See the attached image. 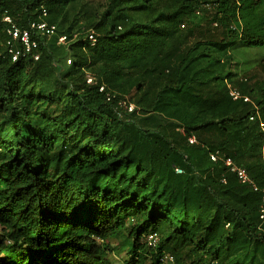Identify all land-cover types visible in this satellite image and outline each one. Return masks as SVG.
Returning <instances> with one entry per match:
<instances>
[{"label": "trees", "instance_id": "trees-1", "mask_svg": "<svg viewBox=\"0 0 264 264\" xmlns=\"http://www.w3.org/2000/svg\"><path fill=\"white\" fill-rule=\"evenodd\" d=\"M75 1L0 0V264H112L122 232L123 264H264L261 193L210 157L264 188V57L238 74L233 55L264 47V0ZM42 8L57 34L13 62L3 16Z\"/></svg>", "mask_w": 264, "mask_h": 264}, {"label": "built area", "instance_id": "built-area-1", "mask_svg": "<svg viewBox=\"0 0 264 264\" xmlns=\"http://www.w3.org/2000/svg\"><path fill=\"white\" fill-rule=\"evenodd\" d=\"M209 7L208 5L205 8ZM200 15V13H198ZM48 17V11L45 8H42L41 19L37 21H32L28 24L26 28L20 27L13 18L5 14L3 16V23L5 24V32L7 35L6 46L8 47V53L13 62L18 61L21 58L33 57L35 61L40 58L39 53H37L39 48V43L44 36L52 37L57 34V26L50 24L46 21ZM184 28V26H182ZM233 29H236L232 27ZM86 34L88 35L89 42L92 46L96 44L97 38L94 31L87 30ZM77 34L73 37L75 39ZM70 42L69 38L66 35L58 36V43L60 45H67ZM87 84H92L94 81V76L92 74H87ZM99 92L105 94L106 100L109 103H116L119 111L117 116L123 118L125 114H131L136 111V105L129 101L126 98H118L117 95L111 91H108L107 87L101 85L99 87ZM230 95L234 100L244 99L245 102L253 103L250 97L242 94L238 89L231 88ZM121 109V110H120ZM255 117H251L250 120H254ZM262 129L264 125L261 124ZM191 144L196 143V138L191 137L189 139ZM211 160L213 162L223 161L225 166L230 170L231 173L235 174L238 181L241 184L250 186L253 191L261 193V208H260V218L264 220V188H260L256 182L251 178L249 173L245 168L236 165L231 159L221 158L219 153L211 154ZM177 172H181L177 169ZM1 233V227H0ZM143 242L150 248H156L159 244V236L156 233H149L144 236ZM163 261L167 264H172L174 262V257L170 254H165Z\"/></svg>", "mask_w": 264, "mask_h": 264}, {"label": "rangeland", "instance_id": "rangeland-1", "mask_svg": "<svg viewBox=\"0 0 264 264\" xmlns=\"http://www.w3.org/2000/svg\"><path fill=\"white\" fill-rule=\"evenodd\" d=\"M105 3V0H76L75 8L79 10L82 7L83 10L93 9L97 12L102 9ZM72 13L73 12H71V14ZM233 55L236 61L235 68L238 74H245L250 69V74H253L252 68L257 66L264 57V47L241 48L237 44L234 46ZM127 241H129L127 232L118 233L117 237L111 240L113 251L108 254V258L112 264H123L128 255Z\"/></svg>", "mask_w": 264, "mask_h": 264}, {"label": "clouds", "instance_id": "clouds-1", "mask_svg": "<svg viewBox=\"0 0 264 264\" xmlns=\"http://www.w3.org/2000/svg\"><path fill=\"white\" fill-rule=\"evenodd\" d=\"M1 227V226H0ZM1 231H2V229H1ZM1 234V233H0Z\"/></svg>", "mask_w": 264, "mask_h": 264}]
</instances>
